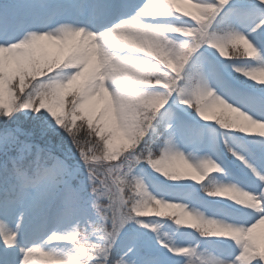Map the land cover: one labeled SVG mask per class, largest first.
Masks as SVG:
<instances>
[{
  "label": "snow or ice",
  "instance_id": "obj_1",
  "mask_svg": "<svg viewBox=\"0 0 264 264\" xmlns=\"http://www.w3.org/2000/svg\"><path fill=\"white\" fill-rule=\"evenodd\" d=\"M0 264H264V0H0Z\"/></svg>",
  "mask_w": 264,
  "mask_h": 264
}]
</instances>
